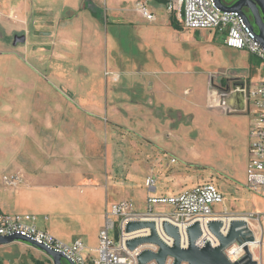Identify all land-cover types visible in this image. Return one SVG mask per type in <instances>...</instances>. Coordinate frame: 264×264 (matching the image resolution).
Here are the masks:
<instances>
[{"label": "rangeland", "instance_id": "374dc122", "mask_svg": "<svg viewBox=\"0 0 264 264\" xmlns=\"http://www.w3.org/2000/svg\"><path fill=\"white\" fill-rule=\"evenodd\" d=\"M20 1L0 0V64L21 61L27 67V77H57L67 80L83 77L96 80V83L87 84L84 88L105 96L106 113L99 118L100 125L106 129L102 141L110 149L114 147L113 163L118 177L124 178L129 170L128 177L121 180L122 195L130 200L136 209H145L144 201L148 193L144 186L146 167L156 172L151 176L156 180L158 195L171 194L168 188L176 192L197 183L212 182L224 197L221 204L212 208L213 211L223 207L231 211V205H236V208L243 206V209L238 208L242 210L240 212H247L251 211L252 203L258 208L262 206L259 195L230 176L231 171H237L238 168L240 178L245 179L244 169L232 162L233 158L236 163L239 162L240 156L234 135L228 129L229 115L208 105L206 84L208 75L215 71L209 66L224 68L227 64L248 63V59L249 63H253L254 57L248 58L242 54L234 57L231 50L222 48L220 54L210 53V58L206 60L197 53V44H190L191 31L184 28L182 32L185 42L178 48L156 47L145 43L137 33L105 23H114L115 18L104 0H97L98 7L92 12L105 22H101L91 31L82 26L83 31L75 34L71 43L66 45L58 38L57 33L65 24L71 23L67 16L71 17L77 12L70 15L69 11H58L53 18L45 14L42 19L37 20L35 6L28 3L27 8L21 9ZM45 1L52 4L53 10L60 9L63 3V0ZM34 24H39L41 28L35 30ZM22 31L26 33L23 40L12 37L13 33ZM191 34L201 46L213 43L214 46L220 47L222 42V34L212 30L198 29ZM23 41L25 43L21 44ZM13 42L18 45L14 47ZM260 68L257 69L258 74L262 72V66ZM108 69L119 74L117 83L108 82ZM4 73L5 71L0 69V80ZM200 78H204L205 83L198 80ZM220 84L222 85L221 82ZM204 86L202 101L196 102L192 96L200 100ZM81 87L59 85L58 95L67 94L71 97L74 94L72 91ZM53 93L55 92L52 91ZM3 98H7V95ZM73 100L78 102L77 98L73 97ZM233 119L238 124L236 132L243 141L245 121L237 116ZM20 151L19 156L16 151L14 153L19 160L27 158V154L46 159V155L34 148L31 140L27 150ZM11 158V153L0 145L1 182L3 174L7 173L4 171V163ZM181 177L183 178L180 185L175 189L173 185ZM159 208L161 207L156 209ZM45 216L48 219H45ZM63 218L65 226H69L68 229L58 227L54 215L49 211L46 215H37L35 222L39 228L46 227L50 233L64 241H72L75 235L79 236V231L73 221ZM119 233V226L116 225L109 235L113 240H118ZM86 234L91 236L93 245L94 232ZM19 245L15 242L9 244L12 254L20 248ZM143 249L151 247L144 246ZM32 252L37 251L33 249Z\"/></svg>", "mask_w": 264, "mask_h": 264}, {"label": "crops", "instance_id": "0c3cea01", "mask_svg": "<svg viewBox=\"0 0 264 264\" xmlns=\"http://www.w3.org/2000/svg\"><path fill=\"white\" fill-rule=\"evenodd\" d=\"M28 3L35 6L37 20L42 19L45 14L53 18L59 12L69 11L70 15L72 12H77L71 17L67 16V20L71 23L65 24L58 30V38L66 45L71 43L75 34L83 31L82 26L85 30L91 31L101 22H105L92 12L98 7L97 0H63L60 9L57 8V10H53L52 4L46 3L45 0H21L19 7L27 8ZM104 3L108 4V9L115 18L114 23L111 21L112 23L105 22L106 24H113L112 26L122 27L125 31L137 33L145 40V43H151L156 47L178 48L185 42L182 29L186 28L174 12L166 10L164 0H104ZM141 5H145L154 15L153 19L148 20L141 15L139 9ZM172 21L177 23L178 29L172 25ZM1 26L4 25L1 24ZM33 28L38 30L41 27L39 24H34ZM186 30L196 32V30ZM191 32L190 44H197V53L206 60L210 58V53L220 54L222 48L231 50L234 57L240 54L247 55L248 58L254 57L246 50L227 47L224 44V35H221L220 47L214 46L213 43L201 46ZM20 36L26 38L25 31L12 34L14 39ZM130 38L132 39V36ZM24 43L25 41L21 42V44ZM13 45L15 47L18 44L13 42ZM254 58L253 63H249L250 59H248V63L227 64L224 68L216 69L209 66L215 70L211 73L225 72L224 76L214 79V84L216 82L217 88L224 89L232 87L237 81L249 86L259 83L264 78V63ZM260 66H262V72L258 74L257 69L260 70ZM26 68L21 61L0 64V69L5 71V75L0 80L2 86L0 88V145H3V149L9 151L12 157L4 163V171L7 172L6 174L18 173L21 176L19 184L15 187H6L0 180V212L31 213L36 216L37 220V215H46L49 211L54 215L58 227L68 229L69 226H65L66 222L63 218L66 217L76 224L79 231V236L75 235L72 241L81 239L84 244V255L91 256L98 246V234L103 225L105 208L113 202L126 199L122 195L121 180L129 175L128 170L124 178L118 177L113 163L114 147L110 149L102 141L103 135H106V129L100 125L99 118L106 113L105 96L94 94L93 90L84 88L87 84L96 83V80H89L82 76L75 80L57 77L51 79L27 77ZM107 73L105 74L108 82L117 83L119 81V74L111 69H108ZM50 74L53 75V73ZM222 78L225 80L223 81ZM198 80L204 82V78ZM206 84L209 90V75L206 78ZM59 85L82 87L79 90H71L74 94L70 97L67 94L58 95L57 86ZM204 89L205 86L202 89L200 100L192 96L196 102L202 101ZM66 90L71 92L70 89ZM52 91L55 93L52 94ZM4 95H7V98H3ZM73 97L77 98L78 102H75ZM230 102L235 105L232 100ZM212 108L229 115L228 129L234 135L240 156L239 162L236 163L234 158L232 162L237 166H242L245 179L240 178L238 168L237 171L232 170L230 176L245 185L251 115L242 112H227L220 107ZM235 116L245 121L246 129L242 131L243 141L236 132L238 124L235 118L233 119ZM29 140L33 142L34 148L46 155V159L27 154V158L19 160L14 156L15 151L19 156L21 149L23 152L27 150ZM240 143H242L241 146ZM152 173L156 172L146 167L147 176H151ZM182 178H179L180 180L173 185L175 189L180 185ZM168 190L171 194L181 191L173 192L169 188ZM259 196L262 206L258 208L252 203L251 211L264 209V200L261 195ZM236 207V205H231L232 209L228 212H240L242 210L238 208L243 209V206ZM224 208L227 211L226 207ZM45 219H48L47 216ZM262 223L264 225V219ZM40 229L50 233L44 226ZM86 232H94L93 245L90 241L91 236ZM50 234L65 243L72 242L64 241L52 232ZM13 242L20 244V248L12 254L9 244ZM13 242L0 244V264H33L35 260L52 264L50 258L32 245L23 241ZM33 249L37 252L33 253ZM252 254L258 264H264V235L262 244L259 248L252 250Z\"/></svg>", "mask_w": 264, "mask_h": 264}, {"label": "built area", "instance_id": "2783aa9c", "mask_svg": "<svg viewBox=\"0 0 264 264\" xmlns=\"http://www.w3.org/2000/svg\"><path fill=\"white\" fill-rule=\"evenodd\" d=\"M168 12H174L186 29L212 30L224 35V44L236 50H246L264 63V45L255 36L242 15L237 11H222L215 0H164ZM140 13L148 20L154 15L145 7L140 6ZM108 74V73H107ZM225 72L217 71L209 75L208 105L220 107L227 112H242L251 115L248 130L249 157L246 164L245 186L262 196L264 200V78L259 83L242 87H230L228 91L217 88L214 79L224 76ZM234 92L243 93V108L235 109L225 103V99ZM21 176L18 173L5 174L2 183L6 187H15ZM144 186L148 190L143 211L134 207L128 199H122L108 205L104 211L103 225L98 234V246L91 256L84 255V244L81 239L65 243L48 231L36 226V216L31 213L0 212V236L21 235L41 244L55 252L62 253L73 264H138L137 255L144 246H150L156 251L155 245H143L130 251L126 242L130 239L150 235L149 228L126 232L129 222L152 221L159 238L167 245H172L173 239L165 234L163 223L175 226L179 234L180 246H188L186 229L198 223L201 236L195 241L197 247L206 242L217 246L218 241L208 229L211 221H220V232L225 235L231 221H244L251 231L252 241L238 244L235 242L225 249V255L230 262L237 261L244 255V246L252 250L260 247L263 241L264 209L261 211L228 212L223 207L213 211L215 205L221 204L224 197L218 187L212 182L197 183L171 195L156 194V181L147 176ZM157 207H161L156 209ZM166 208L165 211L161 209ZM119 226V239L113 240L109 232ZM148 264H155L153 261Z\"/></svg>", "mask_w": 264, "mask_h": 264}, {"label": "water", "instance_id": "95a60500", "mask_svg": "<svg viewBox=\"0 0 264 264\" xmlns=\"http://www.w3.org/2000/svg\"><path fill=\"white\" fill-rule=\"evenodd\" d=\"M215 2L217 7L222 11H237L242 15L250 29L256 32L255 36L258 41L264 45V0H236L229 5L222 3L221 0H215ZM243 7L250 10L252 19L247 17L243 12ZM19 38L23 40L25 37L20 36ZM243 84V82L237 81L232 85V88L237 86L242 87ZM228 89L229 87L224 88L226 91ZM231 100L235 105L230 102ZM225 103L232 108L242 109L243 93H232L225 99ZM162 226L165 234L173 239L172 245H167L159 238L155 231V224L152 221L129 222L126 225V232H132L142 228L150 229V235L128 240L126 242L128 250L133 251L143 245H155L157 247L156 251L151 249H143L140 251L137 255L138 264H148L152 261L155 264H258L247 246H244V255L234 262H230L224 253L225 249L229 248L235 242L242 244L252 241V233L247 229L244 221H231L225 235L220 232L222 226L220 221L209 222L208 229L218 241V245L214 247L209 242H206L202 247L195 245V241L201 236L198 223L187 227L188 246L185 248L180 246L179 234L175 226L167 222H164ZM13 241H23L39 249L50 258L52 264H73L62 253L55 252L21 235L0 236V244Z\"/></svg>", "mask_w": 264, "mask_h": 264}, {"label": "flooded vegetation", "instance_id": "af4514ba", "mask_svg": "<svg viewBox=\"0 0 264 264\" xmlns=\"http://www.w3.org/2000/svg\"><path fill=\"white\" fill-rule=\"evenodd\" d=\"M222 1V3H224V4H232L233 2H235L236 0H221ZM243 12L247 15V17H249L250 19H252L251 18V12H250V10L248 9V8H246V7H243Z\"/></svg>", "mask_w": 264, "mask_h": 264}, {"label": "trees", "instance_id": "16d2710c", "mask_svg": "<svg viewBox=\"0 0 264 264\" xmlns=\"http://www.w3.org/2000/svg\"><path fill=\"white\" fill-rule=\"evenodd\" d=\"M172 25L178 29L177 23L175 21H172ZM33 264H46V262L42 260H35Z\"/></svg>", "mask_w": 264, "mask_h": 264}, {"label": "bare ground", "instance_id": "6f19581e", "mask_svg": "<svg viewBox=\"0 0 264 264\" xmlns=\"http://www.w3.org/2000/svg\"><path fill=\"white\" fill-rule=\"evenodd\" d=\"M168 244L170 245L171 243L169 242Z\"/></svg>", "mask_w": 264, "mask_h": 264}]
</instances>
